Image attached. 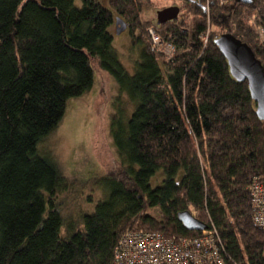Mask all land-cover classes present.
<instances>
[{
    "label": "trees",
    "instance_id": "16d2710c",
    "mask_svg": "<svg viewBox=\"0 0 264 264\" xmlns=\"http://www.w3.org/2000/svg\"><path fill=\"white\" fill-rule=\"evenodd\" d=\"M151 1L0 0V264H112L125 231L197 234L177 218L186 209L211 218L241 264H264L248 192L253 178L264 183V120L212 40L231 32L264 69V0H180L163 24L141 19ZM116 16L138 52L132 74L112 47ZM91 56L132 109L110 115L118 164L96 183L104 197L67 214L58 193L69 182L39 145L91 88Z\"/></svg>",
    "mask_w": 264,
    "mask_h": 264
},
{
    "label": "rangeland",
    "instance_id": "374dc122",
    "mask_svg": "<svg viewBox=\"0 0 264 264\" xmlns=\"http://www.w3.org/2000/svg\"><path fill=\"white\" fill-rule=\"evenodd\" d=\"M178 3L180 0H152L144 6L141 19L156 22L158 9ZM110 32L112 47L124 68L132 74L138 52L131 44L129 28L115 34L113 24ZM89 62L93 70L91 88L67 101L60 122L39 145L41 151L55 159L69 182L66 190L58 193L63 202L61 210L67 214L90 212L104 197L96 183L118 164L109 131L110 115L118 108L124 113L132 109L131 102L119 91L112 75L101 67L98 57L91 56ZM161 177L157 173L151 178V185L158 184Z\"/></svg>",
    "mask_w": 264,
    "mask_h": 264
},
{
    "label": "built area",
    "instance_id": "2783aa9c",
    "mask_svg": "<svg viewBox=\"0 0 264 264\" xmlns=\"http://www.w3.org/2000/svg\"><path fill=\"white\" fill-rule=\"evenodd\" d=\"M147 34L157 50L171 52V46L163 44L152 27ZM248 192L252 222L264 232V183L253 178ZM208 220L194 235L168 237L159 231H125L119 237L112 264H241L229 254L218 229L211 218Z\"/></svg>",
    "mask_w": 264,
    "mask_h": 264
},
{
    "label": "water",
    "instance_id": "95a60500",
    "mask_svg": "<svg viewBox=\"0 0 264 264\" xmlns=\"http://www.w3.org/2000/svg\"><path fill=\"white\" fill-rule=\"evenodd\" d=\"M249 3L250 0H238ZM180 11L178 5H169L156 11V23L163 24L175 19ZM115 34L127 28V23L119 16L114 19ZM213 42L225 58L231 76L237 81H246L251 99L255 103L257 117L264 120V69L251 47L231 32L218 33ZM177 218L189 231H200L206 223L197 219L189 210L177 212Z\"/></svg>",
    "mask_w": 264,
    "mask_h": 264
}]
</instances>
